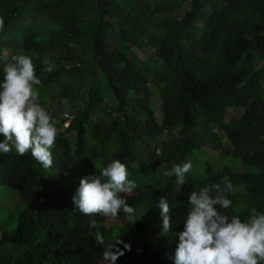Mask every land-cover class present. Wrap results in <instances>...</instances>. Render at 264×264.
I'll list each match as a JSON object with an SVG mask.
<instances>
[{
  "label": "trees",
  "instance_id": "trees-1",
  "mask_svg": "<svg viewBox=\"0 0 264 264\" xmlns=\"http://www.w3.org/2000/svg\"><path fill=\"white\" fill-rule=\"evenodd\" d=\"M63 1L76 6L91 0ZM41 2L32 7L35 15ZM95 2L98 13L87 30L82 28L81 16L42 3L46 11L68 22V36L57 35L63 42L60 47L47 45L49 40L38 36L35 28L22 31L16 27L22 11L18 0L0 3V19L4 21L0 48L30 51L35 75L41 81L34 86L38 102L45 108L49 105L47 110L58 129L50 169L42 168L30 152L21 156L13 149L0 154V219L6 214L16 219L25 209L35 222L32 238L20 246V224L3 230L0 264H106L101 258L103 246L95 242L97 231L106 244L120 239L118 247L130 245L117 264H173L171 257L176 234L183 228L188 194L225 176L233 184L234 192L229 196L233 203L240 205L242 196L252 195L256 197L255 208L264 210V182L262 187L259 184L264 177V86L256 71L258 63L264 66V0ZM166 16L169 25L158 41L156 57L174 87L152 82L140 71L143 62L132 58V47L140 39H148L149 24ZM102 25L113 29L109 41L98 35ZM14 29L17 35L5 42L3 31ZM68 41L93 53V63L73 66L80 57L68 48ZM104 45L125 55L132 67L109 72L97 59ZM62 47L68 48V54L61 59L56 54ZM44 58L47 65L42 63ZM66 66H72L70 70L76 74L64 79ZM45 67L51 70L45 71ZM2 68L0 64V79ZM76 77L84 82L78 97L71 95ZM207 81V98L201 103L199 93ZM153 98L159 101L161 122L152 111ZM106 99L111 107L101 110ZM64 101L71 104L73 119L63 131L67 121L66 112L62 113ZM217 112L223 114L221 122L214 117ZM163 132L169 139L160 143ZM205 148L218 153L221 163H209L203 156ZM114 159L126 165L128 178L137 184L126 195V203L135 209L132 222L124 221L122 213L108 219L75 211L77 223L73 224L71 197L80 178L98 173ZM189 160L192 169L185 185L176 188L174 176H162L172 164ZM157 173H161L159 179ZM236 176L243 182L233 181ZM67 186L73 194H63V201L48 192L50 187L58 190ZM161 195H167L170 207L172 228L168 233H161L159 209L155 207ZM232 208L224 211L248 218L245 210L236 213ZM12 245L15 249L9 250Z\"/></svg>",
  "mask_w": 264,
  "mask_h": 264
},
{
  "label": "clouds",
  "instance_id": "clouds-1",
  "mask_svg": "<svg viewBox=\"0 0 264 264\" xmlns=\"http://www.w3.org/2000/svg\"><path fill=\"white\" fill-rule=\"evenodd\" d=\"M3 27L4 21L0 19V29ZM42 63L47 65V58ZM40 83L29 55H15L4 64L0 79V154L13 149L21 156L30 152L42 168L50 169L58 129L56 119L38 102L34 86ZM191 169L190 160L174 163L163 170L162 176H174L179 187L187 183ZM129 175L126 165L114 159L98 173L80 178L71 197L73 210L85 216L99 214L108 219L122 213L124 221L132 222L135 209L126 203V195L131 194L137 184ZM160 175L157 173L156 179ZM233 192V184L225 176L218 183L188 194L183 228L176 234L177 243L171 257L173 264H264V210L251 208L247 219L239 214H227L224 210L232 206L229 196ZM155 207L159 209L161 233H168L172 223L167 195H161ZM91 223L94 225L95 221ZM95 242L103 246L101 258L106 264H117L118 258L130 248L127 243L118 247L122 243L120 239L106 244L99 231L95 233Z\"/></svg>",
  "mask_w": 264,
  "mask_h": 264
},
{
  "label": "rangeland",
  "instance_id": "rangeland-1",
  "mask_svg": "<svg viewBox=\"0 0 264 264\" xmlns=\"http://www.w3.org/2000/svg\"><path fill=\"white\" fill-rule=\"evenodd\" d=\"M171 2H173V1H171ZM178 3H180V2L177 1L176 4L178 5ZM86 11L91 12V13H94V12L96 13L97 8H96V6L89 7L86 9ZM203 19H204V15L202 14L200 16V25H201V22H203ZM168 25H169L168 16L158 17V19L153 20L152 23H150L148 26V34H149L148 39L147 38L140 39L137 42L136 46L132 47L133 52H134V54L132 55V58L141 60L143 62V67L139 66L141 68L140 71L144 75L149 77L150 80H152V82L154 80H156V81L160 82L161 84H166L170 87H174V83L172 82V80H170V78H168V76L165 74L164 64L156 57V51L158 49V41L161 40V38L166 33ZM197 34H198L197 36H200L201 29H199ZM109 39H111V36ZM111 45H113V46L115 45L113 41H111ZM3 58L8 63L10 62L9 53H7L6 51L3 53ZM121 58H122L121 61L119 58H117L116 61H114V62L111 61L112 63H108L109 64V67H108L109 72H112L114 70L118 71V70H122V69H125L128 67H132V64H131L132 62H130V60L125 55L122 54ZM256 71H258V76L260 77V81H262L261 84H262V86H264V66L261 63H258ZM83 84L84 83L81 81L78 83V85L76 87H73L71 95L75 97L77 94V97H78V94L83 89ZM209 84H210L209 81H207L206 84L203 85L201 88V91L199 93V99H200L201 103H203L205 101V99L207 98V92H208ZM176 88H177V86H176ZM76 91H78V93ZM55 100L58 102L57 97H55ZM108 100L109 99H106V102L102 106L101 110H109L110 109L111 106L108 103ZM151 104H152V111L154 112L158 121L161 122L162 112H161V107L158 105L159 104L158 99L153 98ZM48 106L49 105H47L46 109H48ZM58 106H59V104H58ZM62 106H64V111L62 113L66 112V113L72 114L71 104L68 101H64L62 103ZM214 117L219 122H221L223 120V114L221 112H217L214 115ZM173 136H175V135H173ZM168 139H169V134H167L166 132H163L161 139H160V143L167 141ZM150 155H151V153H150ZM203 156L211 164L213 163V164L217 165V164L221 163L220 155L218 153L213 152L209 148H205ZM76 176H78V174ZM232 180L235 181L236 183L243 182L239 176L233 177ZM257 181H258V179L256 180V182ZM263 182H264V177H261L259 184L261 185ZM58 184H61V181H58ZM177 187L178 186L176 185V188ZM261 187H262V185H261ZM48 192L50 194L54 195L60 201L64 200L63 194L64 195L73 194L71 192V189L69 186L62 187V188L58 187V190H55L54 187L53 188L50 187L48 189ZM255 205H256V197L255 196L253 197L252 195H244V196H242V200H241L240 205L232 203L231 207H233L232 210H234L235 212L245 210L246 213L249 214V210L253 207L255 208ZM71 213H72L71 222L73 224H75V223H77V214L75 213V211L74 212L72 211ZM16 224H20V226L22 227L21 235L18 238V246H20L24 241H27V240L32 238L33 228H34V224H35L34 217L31 216L29 214V212L25 209H23L19 212L16 219L10 218V216H8V214L4 215L3 218L0 219V237H1L3 230L13 229ZM8 249L14 250L15 246L14 245L9 246Z\"/></svg>",
  "mask_w": 264,
  "mask_h": 264
},
{
  "label": "crops",
  "instance_id": "crops-1",
  "mask_svg": "<svg viewBox=\"0 0 264 264\" xmlns=\"http://www.w3.org/2000/svg\"><path fill=\"white\" fill-rule=\"evenodd\" d=\"M9 0H0V3L2 2H8ZM41 2L40 6V12L35 15L34 12L32 11V7H34L38 2ZM112 3H121L122 0H110ZM47 4L49 6L57 8L60 12L62 13H76L78 16H81L82 20L84 23H82V28L84 30H87L94 22L96 14L98 12H87L86 9L89 7H94L96 6L95 0H91L87 3H81L76 6H72L63 0H18V4L21 6L22 11L18 15V19L16 22V27H19L22 31L27 30V29H37L38 36H43L42 38L44 40H49L45 43L47 45H50L52 47H60L61 44H63L62 40L57 37V35H63V36H68V22L60 16H57L55 14H52L50 11H46L45 8L42 7L43 4ZM97 8V7H96ZM108 21H112V19L108 18ZM98 35L101 40L104 42L109 41L111 32H113L112 28H109L106 25H102L98 28L97 30ZM17 35V30H5L3 31V40L5 42H8L11 40L13 37ZM19 35V32H18ZM66 46V45H64ZM107 45H104L101 53L97 56V59L107 68L109 69V64L114 61H116L117 58L122 60L121 56L122 54L117 51V50H112L110 51L109 49H105ZM68 48L73 49L74 52L79 53L80 57V62H78L76 65L77 67H84L89 64H92L93 61L96 59V56L93 53H88L84 46L73 43L68 41ZM68 48L62 47V52L57 53L56 55L59 56V58H64L65 53L66 55L68 54ZM9 53V60L11 61L12 57L18 54H25L29 55L30 51L25 50L23 53L22 52H16L13 48H7V49H0V64L3 67L5 63H8L4 58H3V53L4 52ZM49 53V55H52V52L49 50L46 51ZM7 56V55H6ZM33 61L34 67L36 68V64L34 61V58L32 55H29ZM112 61V62H111ZM50 65H52V62L50 61ZM72 66H66V69L68 70L67 72L64 73V79L70 78V76H74L76 72H73L70 70ZM61 69V68H60ZM83 82L82 78L76 77L74 85L77 86L79 82ZM84 83V82H83ZM58 91V90H57Z\"/></svg>",
  "mask_w": 264,
  "mask_h": 264
},
{
  "label": "built area",
  "instance_id": "built-area-1",
  "mask_svg": "<svg viewBox=\"0 0 264 264\" xmlns=\"http://www.w3.org/2000/svg\"><path fill=\"white\" fill-rule=\"evenodd\" d=\"M64 116L66 117L67 121L61 128V130H63V131L69 129L70 122L73 119V116L71 114H69V113H65Z\"/></svg>",
  "mask_w": 264,
  "mask_h": 264
}]
</instances>
